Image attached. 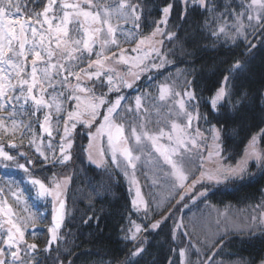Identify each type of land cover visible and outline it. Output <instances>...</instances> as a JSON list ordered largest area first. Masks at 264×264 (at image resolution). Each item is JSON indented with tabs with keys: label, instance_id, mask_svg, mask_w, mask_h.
Segmentation results:
<instances>
[{
	"label": "snow or ice",
	"instance_id": "obj_1",
	"mask_svg": "<svg viewBox=\"0 0 264 264\" xmlns=\"http://www.w3.org/2000/svg\"><path fill=\"white\" fill-rule=\"evenodd\" d=\"M157 11L150 19L145 0H0V168L22 173L0 177V264H76L79 255L66 247L70 233L61 229L77 161L134 189L120 228L131 245L123 264H138L148 237L169 221L179 264H223L216 257L232 235L264 241V188L240 223L225 224L223 232L220 217L227 221L228 213L217 210L218 234L210 242L195 237V223L193 231L184 223V210L207 204L213 188L254 179L252 166L264 178L258 146L264 128L251 134L239 159L224 147L230 124L240 131L250 119L258 120L253 127L264 124V86L253 91L244 83L257 50H264V0H163ZM190 17L223 58L211 83L195 68L183 70L177 91L161 77L175 66L176 50L168 45L181 39ZM145 152L149 171L156 169L151 178ZM107 190L108 184L93 188L96 195ZM22 200L25 212L31 200L51 205L42 250L26 233L29 225L28 235L43 231L36 225L47 215L37 209L19 216L13 205ZM86 216L82 223L99 225L95 213Z\"/></svg>",
	"mask_w": 264,
	"mask_h": 264
},
{
	"label": "trees",
	"instance_id": "obj_2",
	"mask_svg": "<svg viewBox=\"0 0 264 264\" xmlns=\"http://www.w3.org/2000/svg\"><path fill=\"white\" fill-rule=\"evenodd\" d=\"M145 2L152 11L150 19L158 18L157 9L162 6L163 0H145ZM173 19H175V14ZM197 22L190 17L189 23L185 24L183 30L179 33L181 39L174 44L168 45V47L176 50V56L174 58L170 57L175 60V66L165 72L161 80L169 78L177 91L183 85L184 77L181 75L183 70L195 68L198 77L203 83H211L216 78L218 61L223 58L220 56V49L214 50L212 48V41L207 38L206 31L197 30L195 27ZM145 31L147 32L148 29H145ZM131 46L125 45V47ZM181 47L183 51H181ZM185 52L190 53V55H185ZM250 68L251 71L247 74L248 79L244 83L254 91L264 86V50H257L256 58ZM166 111V109L163 110L159 118L154 114L152 116L153 121L163 119ZM255 123H258V120H248L243 131H240L238 124H230L227 127V139L224 142V147L229 154H236L237 159H239L251 134L258 133L259 128H264V124H260L259 127H253ZM202 127L206 129L208 125L202 124ZM259 145L264 147V141L259 140ZM144 169L146 171L145 165ZM251 170L256 173L254 179L243 184L221 185L219 188H213L209 194L207 204L199 203L198 208L212 206L217 208V210L226 207L244 210L247 209L248 205L258 202L261 199L260 189L264 188V178H261V174L254 166H252ZM72 171L70 168L69 173H72ZM147 174L149 178L153 175L151 172H147ZM8 175L20 177L22 173L11 170L6 173L4 169L0 168V177L7 179ZM45 175H50V173H45ZM139 178L141 185H145L146 182L143 177ZM101 184H108V190L96 195L93 192V188L98 189ZM24 187L27 188L29 186L25 184ZM143 191L146 194L148 191L147 187H144ZM27 196L28 193H25V197ZM131 200L132 193L129 192V185L122 177L114 182H109L108 176L103 169L87 163L81 165L77 161L74 180L67 192L66 215L61 229L62 233H70L68 235L69 243L66 247L73 251L74 256L79 255L76 264H123L131 245H127L121 239L120 228L126 223L124 218L132 209ZM9 203H12L11 199ZM89 206H91V209ZM24 207L23 200L20 206L13 205V208L18 212L23 210ZM27 207L29 208V211L25 212L27 216L34 213L37 209L47 215V219L43 223H37L36 225L38 229L43 231L37 232L34 237L28 235L32 231L31 225H29V231L27 232L28 242L37 243L39 249L42 250L47 242L48 233L46 228L51 218V205L46 201L37 202L31 200ZM19 213L24 215L22 212ZM93 213L99 218L98 226L96 220L89 221L88 224L82 223V220L87 218L86 214L92 215ZM184 213L186 217L187 210H184ZM185 217L184 221H186ZM133 218H135L134 214ZM171 223L169 221L168 226L159 230L158 234L153 233L148 237L147 251L142 258H137L138 264H168L169 259L179 264L178 255L170 251L171 248L176 247L170 239ZM187 230L190 231L189 228ZM198 232L202 234L199 235L197 234ZM195 234V237L201 240H205L207 237L202 231H197ZM207 239L211 241L214 238L209 237ZM230 240L231 243L224 247L220 255L216 257L218 262L222 261L223 264H244L247 261H255L256 264H259V260L264 258V241L260 239L243 240L236 235H232ZM61 247L63 248L64 246ZM40 257L43 259V252L40 253Z\"/></svg>",
	"mask_w": 264,
	"mask_h": 264
},
{
	"label": "rangeland",
	"instance_id": "obj_3",
	"mask_svg": "<svg viewBox=\"0 0 264 264\" xmlns=\"http://www.w3.org/2000/svg\"><path fill=\"white\" fill-rule=\"evenodd\" d=\"M207 145H208L209 149L212 148L213 142L211 140V137L208 138ZM258 146H260L259 145V139H258ZM205 156H207V153H205ZM144 158L147 161L145 163L146 171L151 172V173L155 172L156 169H154V168L151 171H149V168L151 167L150 161L152 158L148 157L147 152H146V154L144 153ZM205 167H208V163L205 164ZM131 193H132V198H133L134 189ZM199 210H201V211H199ZM219 211L220 212L227 211V213H228L227 221H224V218L220 217V219H221V227L219 230L220 232H223L225 230V224H227L228 227L231 228V227H233V225L240 223V219H239L240 217H245L247 215L246 209L237 210L236 208H230V207L227 208L226 207V208L221 209ZM187 214H188L189 220H186L185 223L190 226V231H193L192 224L195 223L197 225L195 232L202 231L207 236L205 239H207L209 237L215 238L214 236L218 234L217 230L215 228V225H214V221L217 219V208L212 207V206H207V207H203L200 209L196 206H192L190 213H187ZM208 219H211L213 221V224L211 227L204 225V221H206ZM202 225H204V226L200 228V226H202ZM197 234L200 235L202 233L198 232ZM208 240H210V239H208Z\"/></svg>",
	"mask_w": 264,
	"mask_h": 264
}]
</instances>
